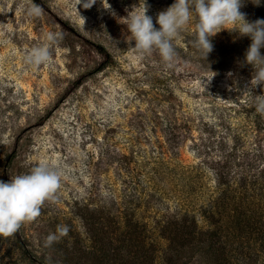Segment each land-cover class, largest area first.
Listing matches in <instances>:
<instances>
[{
  "label": "rangeland",
  "instance_id": "rangeland-1",
  "mask_svg": "<svg viewBox=\"0 0 264 264\" xmlns=\"http://www.w3.org/2000/svg\"><path fill=\"white\" fill-rule=\"evenodd\" d=\"M174 2L147 0L156 28ZM32 3L39 17L25 15ZM242 3L249 21L264 17V0ZM139 4L0 0V180L40 163L62 176L40 215L0 238V264H264V188L252 184L264 168V117L241 95L254 73L244 62L251 40L224 30L206 58L192 45L193 18L168 67L158 51L132 49L122 19ZM49 32L63 35L52 61L27 65ZM219 170L231 177L221 192ZM223 203L225 221L210 225L208 211ZM58 225L68 235L45 247ZM230 232L244 242L236 258L218 242Z\"/></svg>",
  "mask_w": 264,
  "mask_h": 264
},
{
  "label": "clouds",
  "instance_id": "clouds-1",
  "mask_svg": "<svg viewBox=\"0 0 264 264\" xmlns=\"http://www.w3.org/2000/svg\"><path fill=\"white\" fill-rule=\"evenodd\" d=\"M97 0H80L84 9H90ZM144 6H134L128 12L125 22L132 41V49L138 56H144L153 50L158 51L168 67L173 66L177 57L174 40L195 18L196 37L193 47L208 58L213 51L211 38L227 30L240 37H248L251 44L245 53V63L254 69L249 85L241 90V95L251 96L255 101L256 113L264 117V95H254L253 89L264 85V19L249 21L241 11L242 0H175L165 11L153 18ZM23 7V5H21ZM27 17H39L40 5L32 3L24 9ZM46 42L33 46L26 54L25 63L33 68L49 64L53 59V48L62 39L59 32L46 34ZM126 40L128 41L127 37ZM62 182L59 169L40 163L33 166L26 174L11 177L9 182L0 180V238L13 236L26 222H31L40 215L45 201L55 198ZM66 225H58L55 232H50L45 240V247H51L62 237L68 235Z\"/></svg>",
  "mask_w": 264,
  "mask_h": 264
},
{
  "label": "trees",
  "instance_id": "trees-1",
  "mask_svg": "<svg viewBox=\"0 0 264 264\" xmlns=\"http://www.w3.org/2000/svg\"><path fill=\"white\" fill-rule=\"evenodd\" d=\"M261 19H264V17L261 18ZM222 170H219L217 172V180H216L217 183H216V186H217V189H218L219 192H221V190L224 189L225 186H227V187L229 186V184H230V178H231L230 177L228 179V175H225V173L222 172ZM253 178H254V180L252 181V184L253 185H255V186L256 185H259L261 189L264 188V168H262V170L260 171L259 176H254ZM222 197H223V193L221 194V196H219L220 202H222V200H223ZM224 210H226V209L224 208V203H223V205L220 207V210L213 208V211H212V209L210 211H208V213L210 215V222H209V224L210 225H217V223H219V222H224L225 221ZM252 222H256V221L255 220H252L251 223ZM180 226H181L180 223H175L174 228L176 229V232L180 229ZM248 227H255V226L254 225H248ZM248 227H247V229H248ZM229 229L232 231L231 228H229ZM179 232L180 231H178V233ZM193 233H194V231H193ZM212 234H213V240H214V237L216 239V237L219 234L218 229L217 228L216 229H213ZM234 234H235L234 232H230V233H227L225 236L221 235V237L218 238V240H219L218 242H221L222 239H224V238L227 239V240H225L226 241V244L228 245L227 248H229V249L232 248L231 252H233L232 255L235 257L236 254H237L236 252L239 251L238 248H239L240 243H244V242L239 241V243H236V242H238L239 239L236 238L237 237L236 235L234 237L233 236ZM239 237H241V236H239ZM232 240H233V242H231ZM256 240H258V239H256ZM247 241L250 242L251 240L248 239ZM263 243H264V240H262V242H261V249H262V246L264 247ZM234 245H237V246L235 247ZM215 246H216V242H213V254H216V252H218V250L215 249L216 248ZM211 247L206 248V249H210L211 250ZM26 254H27V251H26ZM257 260H258V258H257ZM251 263H252V261H251ZM131 264H144V263L142 262V260L139 259V260L134 261Z\"/></svg>",
  "mask_w": 264,
  "mask_h": 264
}]
</instances>
